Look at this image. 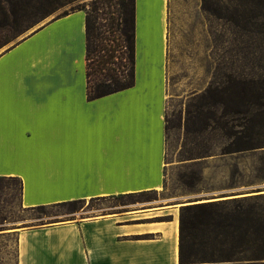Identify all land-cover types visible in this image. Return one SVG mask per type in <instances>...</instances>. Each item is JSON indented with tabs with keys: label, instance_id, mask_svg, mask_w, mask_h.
Returning <instances> with one entry per match:
<instances>
[{
	"label": "crops",
	"instance_id": "crops-1",
	"mask_svg": "<svg viewBox=\"0 0 264 264\" xmlns=\"http://www.w3.org/2000/svg\"><path fill=\"white\" fill-rule=\"evenodd\" d=\"M51 14L0 51V175L21 180L28 207L160 188L169 0H135L134 84L91 99L86 11ZM143 215L153 220L98 215L18 229L16 264H180L177 208Z\"/></svg>",
	"mask_w": 264,
	"mask_h": 264
},
{
	"label": "rangeland",
	"instance_id": "rangeland-1",
	"mask_svg": "<svg viewBox=\"0 0 264 264\" xmlns=\"http://www.w3.org/2000/svg\"><path fill=\"white\" fill-rule=\"evenodd\" d=\"M16 2L19 8L23 6V0ZM60 2L65 5L56 7L51 15L81 6L90 9L91 0ZM34 4L39 6L37 0ZM48 6L43 3L26 18L20 15L18 31L4 26L0 11V51L29 34ZM169 25L164 184L134 195L33 208L22 202L21 180L0 175V264H16L17 237L13 232L21 228L98 215L121 216V222H143L153 217L137 214L166 207L177 208L180 218L182 206L196 203H221L211 208L213 214H220L209 219L215 222L213 226L189 224V232L197 241L211 235L209 246L216 252L222 246L213 239L220 223L231 232L264 233L260 226L264 221V146L242 149L263 142L264 130L258 124L252 139H240L248 131V114L246 106L235 105L248 101L245 94L253 86L250 80L264 73V0H169ZM226 105L230 114L222 116ZM225 120L229 121L227 126L223 125ZM240 130L243 132L234 133ZM158 214L155 218L159 220L170 219L167 213ZM248 261L252 260L223 262Z\"/></svg>",
	"mask_w": 264,
	"mask_h": 264
},
{
	"label": "trees",
	"instance_id": "trees-1",
	"mask_svg": "<svg viewBox=\"0 0 264 264\" xmlns=\"http://www.w3.org/2000/svg\"><path fill=\"white\" fill-rule=\"evenodd\" d=\"M23 1V6L19 8L16 0H0V11L3 15L4 26H10L18 31L20 15L26 18L27 15L40 9L39 6H42L43 3H48L50 6L42 12L41 17L37 18L38 21L63 4L60 0H37L39 2V6H37L36 4L33 5V0ZM33 7L35 9L31 10ZM77 8L86 11V57L89 98L101 97L132 86L135 79V0H91L90 9L82 6ZM103 27L105 28L102 29ZM116 30L117 33L113 34L112 32H116ZM250 83H253V86L251 85L245 94L248 101L235 102V105L246 106L248 114L246 116L248 131L240 136V139L243 137L252 139L253 134L256 133L255 127L258 124L264 130V121L261 123L264 120V73L258 75V79H251ZM236 92L237 90H235ZM238 95L240 96L241 94ZM228 109L229 105H226L222 116L230 114ZM253 109H256L255 113L252 112ZM186 121H189V118ZM228 123L229 121L225 120L223 125L227 126ZM241 132L243 130L234 133ZM259 146H264V141L253 142V144L242 149ZM135 193H126L124 195H134ZM104 198H99V200ZM80 200L74 199L60 203L75 204ZM219 204L221 203L214 201L182 206L180 215V264H196V262L203 261L212 262L210 264H241L224 263L223 261L244 259L252 261L243 264H264V261H258L264 259V233L231 232L226 230L220 223L213 239L220 242L222 246L219 248V252H216L214 248L209 246L211 235H207V232V238H201L200 241L196 240L197 236L195 234L189 232V224H194V226L199 224L208 228L213 226L215 222H210L209 219L220 214H213L211 208ZM45 206V204H41L32 207L44 208ZM260 226L264 228V221L260 222ZM208 228H205L204 231H207ZM262 230L264 232V229ZM244 242L250 244L242 246L241 243ZM226 243H231V247H225ZM246 254L250 255L244 259L239 258L241 255Z\"/></svg>",
	"mask_w": 264,
	"mask_h": 264
}]
</instances>
